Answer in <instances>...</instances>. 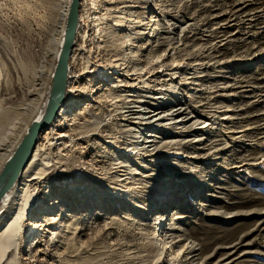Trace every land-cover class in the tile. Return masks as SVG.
Instances as JSON below:
<instances>
[{
    "label": "rangeland",
    "instance_id": "rangeland-1",
    "mask_svg": "<svg viewBox=\"0 0 264 264\" xmlns=\"http://www.w3.org/2000/svg\"><path fill=\"white\" fill-rule=\"evenodd\" d=\"M83 1L92 3L95 8L103 2L81 0L80 14L85 11ZM59 2L0 0V103L3 106L25 98L26 87H21L32 85L35 69L50 47L59 19ZM149 2H152L151 9L145 14L137 13L131 18L126 14L119 16L125 20H136V17L146 22L158 20L160 25L155 24L149 32L154 36L163 26L174 28L173 33L163 36L177 34L180 38L176 47L158 48L156 38H150L152 47L144 49V60H154L157 54L161 61L149 62L143 80L154 90L166 89L165 98L180 100L183 105L148 107L159 112L156 117L179 107L187 109L188 116L193 117L185 124L187 133L176 135L182 126L171 130V125L143 132L177 142L167 144L176 148L159 159L143 160L133 155V151L125 157L126 146L113 145L109 143L111 139H104L110 134L109 128L103 129L102 137H92L86 144L80 142L68 163L72 167L98 171L106 180H102V185L91 183L89 179L78 181L79 178L66 183L72 188L81 187L90 199L85 200L86 206H73L75 217L72 220L77 227L81 222L84 231L78 239H73L78 244L77 255L64 252L60 264H184L185 259L192 256L194 264H264V0ZM98 11L94 17L101 28L100 23H106L110 14L102 7ZM117 20L108 21L109 26L115 27ZM123 28H117V32L112 28L110 35L126 34ZM104 36L100 40L110 47ZM102 42H98L94 50L102 51ZM121 42L118 39L117 43L121 45ZM144 42L138 41L135 45L140 47ZM133 49L126 51L127 57L138 56L137 49ZM49 69L46 65L45 70ZM110 73L108 70L107 74ZM107 74L104 76L110 80L104 83V89L117 84L111 79L113 76ZM122 80L124 78H120ZM85 82L84 78L80 83ZM11 90L12 99L8 100L6 93ZM147 95L160 96L151 92ZM146 102L155 104L148 99ZM88 104L94 103L85 99L71 116L76 117ZM171 123L172 120L162 122ZM192 127L200 130H192ZM133 129L138 131L135 126ZM229 138H238V141L233 143ZM195 140L202 141L190 146ZM216 140L222 141L214 146ZM87 144L90 147L84 150ZM216 149L218 151L214 152ZM113 160L125 162L132 173L156 174L152 177L154 180H146L149 190L138 194L136 183L139 181L128 185L132 190L122 193L123 196L112 189L116 188L111 183ZM153 160L161 163H149ZM133 177L142 180L139 175ZM44 186V192L48 191V185ZM68 195L49 196L46 203ZM144 224L154 228L141 230ZM167 227L176 228L174 235L182 236L184 241L177 244L167 241ZM51 238L48 235L46 240ZM237 243L240 245L232 247ZM190 246L198 251L189 254Z\"/></svg>",
    "mask_w": 264,
    "mask_h": 264
},
{
    "label": "bare ground",
    "instance_id": "bare-ground-1",
    "mask_svg": "<svg viewBox=\"0 0 264 264\" xmlns=\"http://www.w3.org/2000/svg\"><path fill=\"white\" fill-rule=\"evenodd\" d=\"M71 2L72 0H60L59 2L60 14L55 24V31L51 36L50 47L42 61L38 63V68L35 69L32 85L21 87V89L26 87L24 92L22 91L25 98L17 103L7 104V106L0 103V175L27 135L31 125L34 122H39L45 114L52 78L64 42ZM84 3L86 2L83 1L82 4L84 5ZM151 3L149 0H103L97 8L93 7L90 2L83 6L85 11L79 16L75 49L69 61L66 90L58 114L47 130L38 137L40 141L37 142L25 169L14 181L12 187L0 197V264H60L62 263L60 258L64 252L71 251L75 256L77 255L78 244L73 239L76 240L80 235L82 236L84 226L80 222L81 226L77 227L75 220H72L75 217L72 212L73 206H86L85 200H89L90 195L84 192L81 187L72 188L66 183L72 178H79L78 181H88L89 179L91 183L102 185V180H106L100 176L98 171L72 167L68 163L77 151V147H80V142L86 144L87 140L92 137H100L103 129L108 130L109 128L110 134L105 135L104 139H111L112 142L109 143L113 145L116 143L126 146L127 149L124 148L125 157L133 151L135 152L133 155L143 160L149 157L159 159L160 156L168 154L170 150L176 148L175 145L171 148L167 144H177V142L163 140L158 135L151 133L144 134L146 129L171 125L169 128L176 130L180 129L178 126H182L181 132L176 135L187 133L184 131L185 124L193 117L188 116L190 114L187 109L183 107L171 108L169 113L156 117L159 112L151 111L149 108H170V104L183 105L182 102L165 98L166 89L154 90L143 80L147 74L149 62L159 63L161 61L157 54L154 55V60L150 59L149 62L144 60L146 57L143 55L144 49L152 45L150 38H156V45L161 48L176 45L180 37L177 34H174L173 37H164V34L173 33L174 28L163 25L162 30L156 36L149 34L154 29L153 26L159 24L156 19L146 22L140 17H136V20H125L119 16V14H126L129 17L137 13L145 14L151 9ZM105 5L110 7L107 8ZM101 7L110 15L107 22L100 23L102 26L98 28L99 24L96 23L97 18L94 15L99 12V9L101 10ZM111 19L119 20L115 25L116 28L112 25L109 26L108 21ZM122 27L126 28V34L110 35L113 33L110 31L112 28L117 32L116 29ZM103 34H105L106 42L111 44L110 47L100 40ZM118 39L122 40V44L126 43V46L117 43ZM138 41L145 42L142 46L137 47L135 43ZM98 42L104 44L101 47L102 51L99 52L96 51L97 49L94 50L98 48ZM127 47L129 48L127 49ZM133 48L137 49L138 56L127 57L126 51H131ZM46 65L50 66L49 70H45ZM108 70L111 71L110 74H107ZM104 74L113 76L111 79L117 84H112L109 88L104 89V83L110 80ZM114 76H118V78H114ZM84 78L86 82L81 84L80 82ZM120 78H124V80L120 81ZM128 81L133 83L130 84ZM140 84L143 86L139 87ZM122 88L128 89L127 92L122 91ZM124 92L127 94L123 95ZM150 92L158 93L160 96L147 95ZM98 93L100 94L96 96ZM11 94L12 90L10 93H6L8 100L12 99ZM94 96L96 97L94 98ZM85 99L94 104L86 105L84 111L79 112L76 117H72V111L82 105ZM147 99L152 100L155 104L146 102ZM108 107L112 109L110 110ZM217 108L219 107L217 106ZM176 118L179 119L175 120ZM226 119L229 118H223V120ZM165 120H172V123L162 124ZM120 122H123L124 125ZM133 126L137 127L138 131L133 129ZM192 130L200 129L192 127ZM134 132L137 133L134 134ZM115 134H119V136L115 137ZM132 139L134 140L132 141ZM229 139L233 143L238 141V138ZM128 140L132 142H128ZM200 141L202 140H195L190 143V146ZM218 141L222 140H216L217 143H213V145L220 144ZM88 146L90 147V144H87L84 150H88ZM130 146L133 147L130 149ZM217 151L218 149L214 152ZM149 163L159 164L161 162L153 160ZM69 165L72 167L71 169L68 168ZM63 167L64 169H61ZM144 169L146 170V168ZM110 170L114 174L111 183L116 186L112 189L120 191L121 195L131 192L132 189L128 185L132 183L135 185V181H139L138 184L136 183L138 194L147 192L149 188L146 186V180L156 175L142 176L132 173L131 168L125 162L118 160L111 163ZM157 173L160 175L158 170ZM134 175L141 176L142 180H135ZM60 183L63 185H59ZM44 184L48 185L46 192H44ZM65 194H69L67 198H56L51 203H46L49 196ZM79 194L81 196H78ZM113 195L117 198L123 196ZM68 207L70 209H67ZM56 211L58 214H55ZM218 215L215 214V216ZM69 221H71L70 224ZM143 226L145 227L141 230H146L147 227L154 228L148 224ZM166 230L167 241L173 242V244L184 241L182 236L174 235L176 228L167 227ZM48 235L54 239L51 238L52 240L47 241ZM26 243H29L27 248ZM189 249V254L198 251L194 246H190ZM194 260V256L187 257L185 263L194 264Z\"/></svg>",
    "mask_w": 264,
    "mask_h": 264
},
{
    "label": "water",
    "instance_id": "water-1",
    "mask_svg": "<svg viewBox=\"0 0 264 264\" xmlns=\"http://www.w3.org/2000/svg\"><path fill=\"white\" fill-rule=\"evenodd\" d=\"M81 0H72L68 14L63 46L60 52L55 73L51 82L50 96L45 114L39 122H34L27 135L16 149L0 175V197L13 185L14 181L25 169L38 142L40 134L47 130L60 109L64 99L69 61L71 59L79 26Z\"/></svg>",
    "mask_w": 264,
    "mask_h": 264
}]
</instances>
